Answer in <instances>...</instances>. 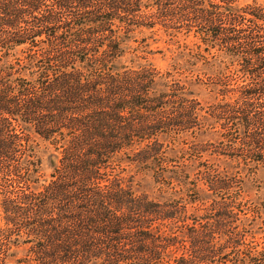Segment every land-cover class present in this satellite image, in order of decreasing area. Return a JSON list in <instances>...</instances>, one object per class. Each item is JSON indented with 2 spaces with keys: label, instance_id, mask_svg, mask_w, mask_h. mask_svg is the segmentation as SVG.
<instances>
[{
  "label": "trees",
  "instance_id": "1",
  "mask_svg": "<svg viewBox=\"0 0 264 264\" xmlns=\"http://www.w3.org/2000/svg\"><path fill=\"white\" fill-rule=\"evenodd\" d=\"M248 1L0 0V264H264Z\"/></svg>",
  "mask_w": 264,
  "mask_h": 264
},
{
  "label": "rangeland",
  "instance_id": "2",
  "mask_svg": "<svg viewBox=\"0 0 264 264\" xmlns=\"http://www.w3.org/2000/svg\"><path fill=\"white\" fill-rule=\"evenodd\" d=\"M261 2V1H259ZM242 3H245V2H242ZM248 3H252V0L251 1H248L247 3H245L244 5L248 4ZM168 47L167 44L165 43H161V44H158V45H155L153 46V49L157 50L159 49L164 51V53H166L167 55L170 54L168 50H166ZM154 59H155V64H157L158 66L160 67H165L167 65V62L164 61L163 59V53L162 54H156L154 56ZM199 96H200V99L204 102V101H208L209 99L207 98V96L205 94L200 93L199 92ZM212 139V137H209L208 135L204 136V137H199V141H208ZM206 155H204V158ZM138 184H139V187H136V189L138 191H143V190H149V188L151 187V181L149 180V178H139L138 177ZM252 185L249 187L250 189V195H251V199L252 200H255V201H264V171H260L255 177L254 179L252 180ZM4 226V221H3V216H2V213H1V209H0V228Z\"/></svg>",
  "mask_w": 264,
  "mask_h": 264
}]
</instances>
